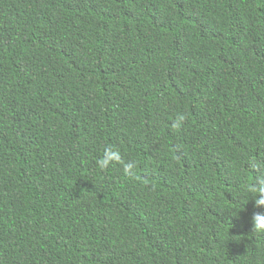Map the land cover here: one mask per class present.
Segmentation results:
<instances>
[{"label":"trees","instance_id":"16d2710c","mask_svg":"<svg viewBox=\"0 0 264 264\" xmlns=\"http://www.w3.org/2000/svg\"><path fill=\"white\" fill-rule=\"evenodd\" d=\"M252 160L264 0H0V264H264Z\"/></svg>","mask_w":264,"mask_h":264},{"label":"clouds","instance_id":"9594fccd","mask_svg":"<svg viewBox=\"0 0 264 264\" xmlns=\"http://www.w3.org/2000/svg\"><path fill=\"white\" fill-rule=\"evenodd\" d=\"M186 119L184 115H178L171 125L172 130L179 132ZM97 163L99 169L102 171H107L113 165L122 166L124 173L129 176L135 174V169L138 166L136 161H126L121 152L112 146L105 147L103 156ZM249 167L261 174L255 182L247 184L244 191L251 197V201H254L256 209L264 208V166L252 160L249 161ZM143 183L147 186L149 181L145 180ZM251 223L252 233L264 234V214L254 212Z\"/></svg>","mask_w":264,"mask_h":264}]
</instances>
